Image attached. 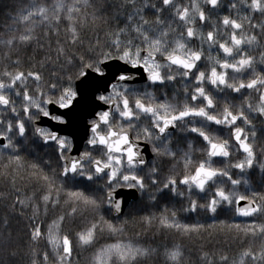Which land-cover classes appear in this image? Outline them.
Returning <instances> with one entry per match:
<instances>
[{"label": "snow or ice", "instance_id": "1", "mask_svg": "<svg viewBox=\"0 0 264 264\" xmlns=\"http://www.w3.org/2000/svg\"><path fill=\"white\" fill-rule=\"evenodd\" d=\"M125 5L130 11L123 26L105 42L90 44L78 63L58 47L57 62L65 63L48 78L34 66L21 70L12 49L36 40L38 24L56 32L63 23L65 42L81 43L78 25L87 22L81 8L88 9L90 0L32 6L20 14L23 31L0 39L16 69L0 73V155L8 157L6 167L22 170L21 153L30 142L52 150L43 164L55 161L50 174L29 165L39 168L29 173L42 182L39 193L15 187L0 193L10 214L28 219V264H49L50 255L54 264H73L77 249L91 251L89 264H183L179 244L153 247L123 238L128 212L122 193H131L133 202L146 199L150 207L178 199L188 216L204 214L245 237L264 238V193L250 186L257 164L264 181V161L254 146L256 122L264 124V67H258L264 65V0H228L226 14L225 0ZM257 16L261 22L253 23ZM44 118L66 127L79 121L83 147L71 133L42 126ZM50 208L60 211L44 226L38 220ZM221 214L243 219L217 221ZM141 219L149 227L157 221L155 215ZM9 220L5 215L0 221V264H14L21 251ZM158 227L191 238L204 225L182 222L165 203ZM202 259L213 264L206 253ZM220 261L264 264V245Z\"/></svg>", "mask_w": 264, "mask_h": 264}, {"label": "trees", "instance_id": "2", "mask_svg": "<svg viewBox=\"0 0 264 264\" xmlns=\"http://www.w3.org/2000/svg\"><path fill=\"white\" fill-rule=\"evenodd\" d=\"M45 3L51 6L55 3V0H0V39H7L10 36L17 35L19 31H23L20 24V14L31 10L32 6H40ZM90 5L86 10L83 7L81 8V15L87 14V22L82 26L78 25L81 43L70 45L65 42L63 23L59 25V30L56 32L38 24L35 28L37 39L33 40L27 47L21 46L18 49H12L11 59L19 60L18 67L21 70L26 72L34 66L33 70L42 71L45 78H48L53 69L59 71L60 64L65 63L63 58L57 62L56 54V49L63 45L66 53L74 55L78 63L81 54L85 56L90 54L88 52L90 44L95 45L98 40L102 43L105 42L108 40L110 32L115 31L119 26H123L127 13L130 11L125 5V0H90ZM93 14L96 17L94 20L92 19ZM5 52H8V49L0 44V73L4 71L6 66L11 71L16 70L10 66L9 60L5 58ZM42 64L43 67H41ZM21 155L24 167L22 170L15 172L12 170V166L6 167L8 157L0 155V193H11L14 191V187L20 189L21 193H39L42 182L29 175L32 171H39V168L33 170L29 168V165L35 163L49 171L50 174V168L55 163L53 160L51 166L43 164L45 159L52 156L51 149L42 145H32L30 142L26 146V151ZM250 186L264 193V181L261 179L259 167L250 177ZM165 203H167L169 211L172 209L177 211L178 218L182 222L200 223L204 225V228L200 230L199 234H194L191 238L183 237L172 230L160 229L158 218L160 212L164 209ZM182 206L178 199L175 201H161L155 207H150L146 199L130 203L126 208L128 223L123 238L139 241L144 245L153 247L179 244L184 252L183 264H207V261L202 259L205 253L213 264H221L220 256L227 255L229 261H231L239 255L243 248L252 247L255 249L264 245V238L245 237L243 233L229 230L218 222L214 223L212 217L204 214L188 216L180 211ZM59 211L60 209H56L54 212L50 208L47 217L41 214L38 222L46 226L47 221L58 214ZM5 215H10L9 230L18 235L21 241V251L15 258L14 264H28L26 255L28 249L27 244L24 243V233L27 231L28 219L18 214H10L5 207V202L0 201V221L3 220ZM28 215H31L30 209ZM144 215H155L157 221L149 227L141 219ZM124 218L121 217V219ZM215 219L231 223L233 220L240 221L243 218L221 214ZM261 219L264 221V218ZM66 227L71 228V225H66ZM119 238L117 237V239ZM44 248L45 245L42 241L39 249L41 257ZM90 257L91 251L77 249L73 256V264H89ZM54 260L55 258L50 255L49 264H54ZM148 264H152V262L149 261Z\"/></svg>", "mask_w": 264, "mask_h": 264}, {"label": "flooded vegetation", "instance_id": "3", "mask_svg": "<svg viewBox=\"0 0 264 264\" xmlns=\"http://www.w3.org/2000/svg\"><path fill=\"white\" fill-rule=\"evenodd\" d=\"M227 3L228 0H225V6L224 8L221 10L223 13H227L228 9H227ZM261 22V18L257 16V18L255 20H253V23H260ZM247 27V25H246ZM256 32L259 33V28L256 29ZM261 44H264V38H261L260 40ZM252 54L257 58V60L259 61V51L256 49L252 50ZM258 67H264V65L258 64ZM136 83H141V81L139 79H137ZM173 89H168L169 95H171ZM237 103L239 101H236ZM52 112L56 113L57 110L52 107ZM45 125H43L44 127H48L51 128L52 130H55L57 132H59V134L61 135H65V134H69L71 133L72 136L76 137L79 139V143H81L80 148L83 147V143H82V139L84 137L85 134V129L83 124H81L79 121H76L73 123V125L71 127H67L66 129H63L62 126L63 125H59L57 123H55L54 121H49L48 119L45 118L44 121ZM256 139L254 141V146L256 149V155L258 158V161H264V124H261L260 122H256ZM52 151V150H51ZM146 158L151 161L152 159V154L150 151L146 152ZM258 168V164L257 167Z\"/></svg>", "mask_w": 264, "mask_h": 264}, {"label": "water", "instance_id": "4", "mask_svg": "<svg viewBox=\"0 0 264 264\" xmlns=\"http://www.w3.org/2000/svg\"><path fill=\"white\" fill-rule=\"evenodd\" d=\"M44 121H45V118H44V119L42 120V122H41V125H42V126L45 125ZM62 128H63V129H66L67 127H66V126H62ZM73 137H74V136H73ZM74 140H75V143H76L77 147L80 148L81 143H79V139L76 138V137H74ZM122 195H123L124 199L127 201V203L125 204V208H126V206H127L131 201H133V199H132V194H131V193H122Z\"/></svg>", "mask_w": 264, "mask_h": 264}]
</instances>
